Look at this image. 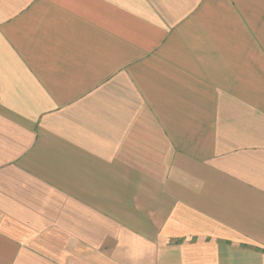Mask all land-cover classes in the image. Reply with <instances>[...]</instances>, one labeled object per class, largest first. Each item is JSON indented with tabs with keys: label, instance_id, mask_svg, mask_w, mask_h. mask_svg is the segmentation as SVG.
<instances>
[{
	"label": "crops",
	"instance_id": "obj_1",
	"mask_svg": "<svg viewBox=\"0 0 264 264\" xmlns=\"http://www.w3.org/2000/svg\"><path fill=\"white\" fill-rule=\"evenodd\" d=\"M0 264H264V0H0Z\"/></svg>",
	"mask_w": 264,
	"mask_h": 264
}]
</instances>
